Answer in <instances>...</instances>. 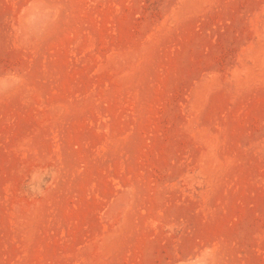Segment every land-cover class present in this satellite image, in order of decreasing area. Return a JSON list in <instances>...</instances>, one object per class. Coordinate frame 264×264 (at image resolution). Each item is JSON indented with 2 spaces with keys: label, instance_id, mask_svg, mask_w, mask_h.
<instances>
[{
  "label": "rangeland",
  "instance_id": "1",
  "mask_svg": "<svg viewBox=\"0 0 264 264\" xmlns=\"http://www.w3.org/2000/svg\"><path fill=\"white\" fill-rule=\"evenodd\" d=\"M0 264H264V0H0Z\"/></svg>",
  "mask_w": 264,
  "mask_h": 264
}]
</instances>
